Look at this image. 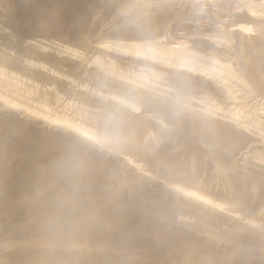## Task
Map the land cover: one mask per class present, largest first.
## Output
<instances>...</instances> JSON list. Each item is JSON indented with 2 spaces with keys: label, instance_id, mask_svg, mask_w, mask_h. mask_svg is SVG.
Here are the masks:
<instances>
[{
  "label": "bare ground",
  "instance_id": "1",
  "mask_svg": "<svg viewBox=\"0 0 264 264\" xmlns=\"http://www.w3.org/2000/svg\"><path fill=\"white\" fill-rule=\"evenodd\" d=\"M84 157L118 210L41 193ZM0 210V264H264V0H0Z\"/></svg>",
  "mask_w": 264,
  "mask_h": 264
},
{
  "label": "rangeland",
  "instance_id": "2",
  "mask_svg": "<svg viewBox=\"0 0 264 264\" xmlns=\"http://www.w3.org/2000/svg\"><path fill=\"white\" fill-rule=\"evenodd\" d=\"M100 16H102V18L104 17V15L102 13L100 14ZM100 16H99V19H98L100 21H103V19L106 18V16H105L101 20ZM106 22H108V20ZM114 22H116V21H114ZM104 24H106V23H103L102 26ZM99 36H100V38L105 37V35H103L102 33H99ZM122 37L123 36H119L117 38H122ZM114 39H116V38H114ZM84 159H85V162H86L87 170L80 171L76 175L79 178V182L73 181L72 183H68V182H65L63 178H61L60 180H58L56 182H52V181H50L51 177L48 176V175H44V176H41V177H36L39 180L40 184H41V186L39 187L41 193L43 194V196H45L52 189H58V194L60 196H64V195H69L70 196V198L64 199V201L62 202V205H66L68 203L75 202L78 199L79 202H82V203L85 204V207H86L87 204L89 206L91 205V207H92L93 206L92 203L96 204V202L101 201L104 204L103 206H106V204H108V207L110 205L111 206L114 205V210H118V208H117L118 202L115 200L114 197L116 195H120V194H125L124 196L127 197L126 193H124L125 192L124 191L125 190V185L123 187L121 185L118 186V184L116 185V183H118V180L109 179V178L113 177V175H115L114 174V170L113 171L110 170L111 169L109 167L110 164L107 163L109 161L93 160V159H88V158H85V157H84ZM8 162L13 167L20 166V164H22V163L24 164L23 160L17 159V158L12 159V160H8ZM107 164H109V165H107ZM107 166L109 168H107ZM15 170H17V168H15ZM40 170L41 169H38V171L34 172L33 175L34 176H38ZM111 171H112V174L110 173ZM108 174H110V176ZM55 176H58V175L55 174ZM69 178H71V177H69ZM79 187L86 188V189L84 191H82ZM73 188H75V189H73ZM80 192H83V193L94 192V195H93V198H90V199L88 197L84 198V196ZM79 196H80V198H79ZM55 197H57V196H55ZM54 199L55 198L52 199V202L54 201ZM126 208H128V207H126ZM35 209H36V204H34V206L32 207L31 211L28 213V215H27L28 217L26 216L23 220H21V221H23L22 223H24V227L26 228L25 230H29L30 228H32L31 227L32 224L33 225L34 224L35 225H39V226L43 227L44 225H46V223H43V221H51L52 220L49 225H54L56 223V221H57L56 217H59V214H57L58 213V211H57V212H54V213H52L50 215H43V216H41L42 218H38L36 220H32L33 216L32 215L29 216V214L32 213ZM27 212H28V209L24 208L19 213L27 214ZM88 213L89 214H98L99 218L101 220L106 221L104 215L101 212H88ZM60 217H64V218L67 217L68 219H72L73 215H72L71 212H67V213H65L63 215H60ZM5 218L6 217H5L4 213L0 210V222H2V223H0V245H4L3 244L4 242H7V243L11 242L10 244H12V245H14L16 247V245L17 246H21L20 245L21 243L27 244L28 241H30V240L32 241L33 240V239L29 238L31 236H28V238L26 239L25 242H24V240H22L20 242L21 238H23L24 236H26L29 233H27V232L19 233L18 228L15 227V225H14L15 222H14V224L12 223L11 217H10L9 223L11 225H13V226L8 224V221L7 222L5 221V224H6V226H5L4 221H2V219L5 220ZM118 219H120V217ZM1 225H2V227H1ZM6 227H8V228H6ZM32 251L33 250H31V252ZM31 252L27 253L26 255L31 254ZM33 254H35V253H33Z\"/></svg>",
  "mask_w": 264,
  "mask_h": 264
},
{
  "label": "clouds",
  "instance_id": "3",
  "mask_svg": "<svg viewBox=\"0 0 264 264\" xmlns=\"http://www.w3.org/2000/svg\"><path fill=\"white\" fill-rule=\"evenodd\" d=\"M121 124V114L119 112H111L104 117L102 133L107 135L118 132Z\"/></svg>",
  "mask_w": 264,
  "mask_h": 264
}]
</instances>
